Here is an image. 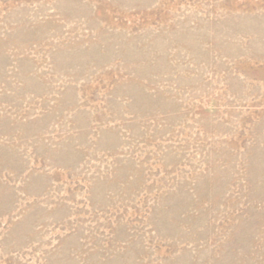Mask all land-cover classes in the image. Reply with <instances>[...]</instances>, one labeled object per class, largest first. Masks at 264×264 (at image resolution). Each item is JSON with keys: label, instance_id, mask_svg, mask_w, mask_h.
<instances>
[{"label": "rangeland", "instance_id": "374dc122", "mask_svg": "<svg viewBox=\"0 0 264 264\" xmlns=\"http://www.w3.org/2000/svg\"><path fill=\"white\" fill-rule=\"evenodd\" d=\"M0 264H264V0H0Z\"/></svg>", "mask_w": 264, "mask_h": 264}]
</instances>
